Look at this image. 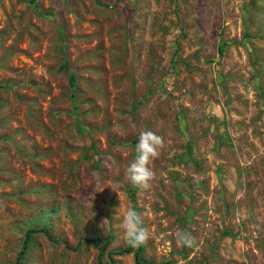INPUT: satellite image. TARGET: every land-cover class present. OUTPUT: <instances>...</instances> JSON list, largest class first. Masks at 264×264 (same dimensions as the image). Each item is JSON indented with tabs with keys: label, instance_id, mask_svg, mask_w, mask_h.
<instances>
[{
	"label": "rangeland",
	"instance_id": "rangeland-1",
	"mask_svg": "<svg viewBox=\"0 0 264 264\" xmlns=\"http://www.w3.org/2000/svg\"><path fill=\"white\" fill-rule=\"evenodd\" d=\"M130 208L149 264H264V0H0V264H136Z\"/></svg>",
	"mask_w": 264,
	"mask_h": 264
},
{
	"label": "clouds",
	"instance_id": "clouds-1",
	"mask_svg": "<svg viewBox=\"0 0 264 264\" xmlns=\"http://www.w3.org/2000/svg\"><path fill=\"white\" fill-rule=\"evenodd\" d=\"M163 146V137L153 131L145 130L139 133L136 145L137 156L127 169V179L134 186L145 190L150 187L154 173L148 165L152 159L160 155ZM142 223V217L136 210L131 208L126 210L121 222V229L123 240L129 247H139L149 239L150 233L142 226ZM191 240L192 238L187 235L181 238V242L184 244H189Z\"/></svg>",
	"mask_w": 264,
	"mask_h": 264
},
{
	"label": "trees",
	"instance_id": "trees-1",
	"mask_svg": "<svg viewBox=\"0 0 264 264\" xmlns=\"http://www.w3.org/2000/svg\"><path fill=\"white\" fill-rule=\"evenodd\" d=\"M121 0H118V2H120ZM221 53H223V49H221ZM71 85L73 86L74 85V81L71 82ZM38 233H42V234H45L47 235V237H50V234L48 233V230L47 229H31L27 232L26 234V238H25V241H24V244H23V249L22 251L19 253L18 255V258H17V261L15 264H20L24 258H25V253L27 252V250L29 249L30 247V244H31V240H32V237L35 235V234H38ZM91 241L95 244H101V243H104V247H103V250H102V253L103 251L105 250L106 247H108V239H100V238H97V239H91ZM136 247L133 248V247H128L126 249H123V250H119V251H116V252H111V253H108V255L111 257V260H114V256H122V255H125V254H130V253H135V260H136V264H149L146 260L143 259V247L142 245H140L139 247Z\"/></svg>",
	"mask_w": 264,
	"mask_h": 264
}]
</instances>
